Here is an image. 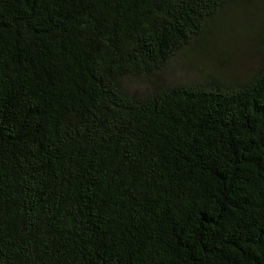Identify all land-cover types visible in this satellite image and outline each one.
<instances>
[{
  "label": "trees",
  "instance_id": "obj_1",
  "mask_svg": "<svg viewBox=\"0 0 264 264\" xmlns=\"http://www.w3.org/2000/svg\"><path fill=\"white\" fill-rule=\"evenodd\" d=\"M0 264H264V0H0Z\"/></svg>",
  "mask_w": 264,
  "mask_h": 264
},
{
  "label": "rangeland",
  "instance_id": "obj_2",
  "mask_svg": "<svg viewBox=\"0 0 264 264\" xmlns=\"http://www.w3.org/2000/svg\"><path fill=\"white\" fill-rule=\"evenodd\" d=\"M252 20L245 15L238 18L226 16L222 21L212 24L210 28L212 34L209 36L207 47L192 53L187 59L188 64L180 65L172 74H167L165 80L169 82L203 78L206 73H210L218 66V57L229 47H232V53L238 58L234 66L226 67L224 73H228L229 70L238 73H243L245 69L249 70L257 58L255 45L258 39L256 34L258 25Z\"/></svg>",
  "mask_w": 264,
  "mask_h": 264
}]
</instances>
